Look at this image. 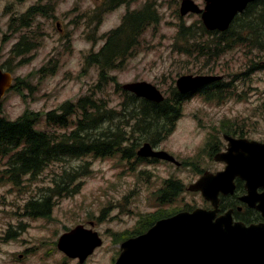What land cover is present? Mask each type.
Here are the masks:
<instances>
[{
  "label": "rangeland",
  "instance_id": "374dc122",
  "mask_svg": "<svg viewBox=\"0 0 264 264\" xmlns=\"http://www.w3.org/2000/svg\"><path fill=\"white\" fill-rule=\"evenodd\" d=\"M184 1L0 0V65L12 74L13 86L23 81L22 93L12 88L0 100L9 120H17L27 110L43 116L52 111L61 113L65 103H77L85 96L102 99L109 109H118L124 95L115 84L122 89L126 84L147 82L167 98L177 89V81L186 75L221 76V82L230 84L219 99L196 93L187 99L172 133L154 147L174 156L180 166L159 160L140 162L138 157L123 160L119 156H89L79 161L51 163L42 174L14 184L3 173L8 166L4 167L5 160L1 161L0 264H60L65 255L54 246L61 236L78 226L98 232L104 240V247L88 264H115L120 245L126 241L118 236L147 231L149 226H142L143 218L158 211H167L165 216L170 217L179 209L210 208L200 193L189 192L188 188L205 172L225 169V164L214 159L227 147L225 134L235 132L264 139V69L246 74L252 60L264 57H259L256 50L246 55L242 44L215 61L186 51L193 40L205 42L209 37L206 34L188 40L180 36L183 26L194 30L204 26L201 15H181ZM192 1L201 9L206 6L205 0ZM35 6L41 7V12L33 19V28L27 30L21 20ZM146 8L159 16V22L146 27L122 67L107 74L108 83L98 90L101 69L88 64V58L102 49L106 36L119 28L129 14ZM20 16L15 36L9 35L10 20ZM24 40L31 48L25 56L16 57L11 50ZM44 120L45 117L38 128L47 131ZM52 130L60 136L66 133ZM137 138L136 154L148 143ZM86 163L87 175L70 184L71 189L81 184L80 188L63 197L56 195L49 218H34L28 208L32 201L40 200L64 169ZM168 182H179L184 189L172 202L161 199ZM35 247L39 249L34 250ZM45 250L52 255L40 260ZM66 264L77 263L68 259Z\"/></svg>",
  "mask_w": 264,
  "mask_h": 264
},
{
  "label": "trees",
  "instance_id": "16d2710c",
  "mask_svg": "<svg viewBox=\"0 0 264 264\" xmlns=\"http://www.w3.org/2000/svg\"><path fill=\"white\" fill-rule=\"evenodd\" d=\"M117 1L113 0V2ZM39 12H41L39 6L30 9L28 15L21 20L22 26L32 28L33 19L39 15ZM158 22L159 16L146 8L142 12L129 14L119 28L106 36V44L87 60L88 64L96 65L101 69L99 86H96L98 90L101 89L100 85L108 83L107 74L122 67L127 56L131 55L133 48L139 44V38L146 27L150 23ZM11 30L13 33L17 32L15 23L11 24ZM206 34L209 37L207 41L193 40L191 44L193 49L185 50L197 52L215 61L224 53L236 48V45L242 44L246 48V55L251 54V50H256L260 54H258L259 57H264V0L250 4L224 33L210 32L204 26L198 30L183 26L180 32V36L185 37L184 39H194ZM30 48L31 45L24 40V43L14 47L12 53L20 57ZM263 60H252L246 74L264 69ZM22 84L23 81L19 80L14 85L13 91L22 93L20 87ZM115 86L124 95V100L118 109H109L102 99L85 96L77 103H65L61 107V113L52 111L43 116L41 113L27 110L17 120L12 121L5 117L0 104V162L5 160L3 166H8V169L3 171L8 175V181L19 184L23 177L29 174H41L50 167L51 163L69 159L79 161L89 156L99 159L116 156L123 160L135 159L138 157L136 147L139 145L137 142L139 139L137 137H141V140L154 147L158 146L172 133L176 121L182 115L183 103L192 96L181 95L174 88L170 98L166 97L164 102L157 104L123 91L119 85L115 84ZM229 86V83L219 81L203 86L196 94L219 99ZM43 117H45L47 131L38 128ZM54 128L66 133L57 135L52 130ZM145 160L148 159L137 158L140 162ZM88 166L89 163H86L77 168L64 169L61 175H58L59 179L47 189V193L40 200L32 201L28 207L31 209V214L35 217H49L55 205L52 199L56 195L63 197L69 193H75L81 184L75 189H71L70 184L76 178L83 179L88 173ZM18 177L22 178L18 179ZM166 187L161 191L163 193L161 199H166L168 202L176 200L184 190L179 182H168ZM231 202L228 204L226 200H222L221 208L226 211L229 208L236 209L240 205L235 197ZM159 203H161L160 200ZM188 210L192 209L188 207ZM250 212L247 215H236L237 217H261L253 210ZM165 214L167 211H158L149 215L147 219L143 218L142 226L144 223H147L146 228L153 226L159 219L166 217ZM123 239H126V236L123 235Z\"/></svg>",
  "mask_w": 264,
  "mask_h": 264
},
{
  "label": "water",
  "instance_id": "95a60500",
  "mask_svg": "<svg viewBox=\"0 0 264 264\" xmlns=\"http://www.w3.org/2000/svg\"><path fill=\"white\" fill-rule=\"evenodd\" d=\"M258 0H205L201 9L194 1L182 3L181 15H201L208 31L224 33L235 18ZM221 76H182L177 81L181 95L196 93L203 86L222 81ZM13 76L0 68V100L13 88ZM124 91L154 103L165 101V95L154 85L136 82L122 86ZM227 151L215 161L225 163L218 173L205 172L188 188L200 193L211 209L196 208L161 219L147 233L122 243L115 264H264V223L247 226L234 222V210L221 214V197L232 196L235 181L246 183L247 193L241 201L264 217V143L225 137ZM139 158L157 159L180 166L176 158L156 150L150 143L137 152ZM262 189L263 192H259ZM103 245L98 233L78 226L61 236L59 249L72 258L83 260Z\"/></svg>",
  "mask_w": 264,
  "mask_h": 264
},
{
  "label": "flooded vegetation",
  "instance_id": "af4514ba",
  "mask_svg": "<svg viewBox=\"0 0 264 264\" xmlns=\"http://www.w3.org/2000/svg\"><path fill=\"white\" fill-rule=\"evenodd\" d=\"M35 7H37V6H35ZM35 7H32V8H35ZM31 8V9H32ZM20 18H21V16L19 17V18H16V17H14V18H12L11 20H10V22H9V25H8V28L9 27H11V24L12 23H15L16 25H17V28H18V25H19V20H20ZM27 28V27H26ZM29 28H31L30 26L27 28V30L29 29ZM33 28V27H32ZM31 28V29H32ZM9 30H10V33H9V35H12V36H15V34H16V32L15 33H13V30H11L10 28H9ZM17 31V30H16ZM14 49V48H13ZM13 49L11 50V53H12V51H13ZM13 54V53H12ZM26 54H23L22 56H25ZM21 56V57H22ZM0 68L4 71V72H8V73H10L9 71H8V69L5 67V66H3V65H0ZM253 72V71H252ZM251 71L249 72V74H251L252 73ZM204 76V75H203ZM205 76H212V75H205ZM219 82V81H218ZM214 83H216V82H214ZM16 84V83H15ZM212 84V83H211ZM14 87V86H13ZM13 90V89H12ZM8 93V92H7ZM231 134L232 135H228V134H225L224 135V140H225V137L226 136H228V137H232V138H235V139H244V140H249V141H256V142H259V143H264V139H252V138H249L250 136L249 135H246V136H244V135H242V134H239V133H235V132H231ZM226 141V140H225ZM227 142V141H226ZM227 147H228V142H227ZM227 147L225 148V151L227 150ZM218 149V148H217ZM221 149V148H220ZM222 150V149H221ZM220 150V151H221ZM219 151V150H218ZM225 151H223V152H219V153H224ZM218 154V153H217ZM148 161L149 162H156V161H158V160H155V159H148ZM42 174V173H41ZM38 175H40V174H38ZM28 176H32V177H34V176H37V174H29V175H27V176H25L22 180H21V183L25 180V178L26 177H28ZM235 184H236V193H235V195H233V196H228V197H225V198H222V200H226L227 201V203L228 204H231L232 202V200L234 199V197L235 198H237V200H238V203L240 204V205H238L237 206V208L236 209H234V208H229L228 210H234V213H233V220H234V222H240V223H244V224H246L247 226H250V225H253V224H260V223H264V217H237V215L236 214H242V215H247V214H249V213H251L250 212V210H252V209H250L247 205H245L240 199H241V197H243L245 194H246V183L243 181V180H241V179H239V178H237L236 179V181H235ZM42 190H44V189H42ZM261 192L263 191V190H260ZM162 196H163V193H162ZM227 203H226V205H227ZM227 211V210H226ZM224 210L221 208V213L219 214V215H221V214H224ZM34 218H49V217H34ZM165 218H169V217H162L161 219H165ZM161 219H159V220H161ZM158 220V221H159ZM152 227V226H151ZM150 226L148 227V230L151 228ZM87 230H91V229H87ZM148 230L146 231H142L141 233H137V232H130V233H125L124 234V236H126V240H128V239H130V238H135V237H138V236H140V235H143V234H145V233H147L148 232ZM91 231H93V230H91ZM93 232H95V231H93ZM96 233H98V232H96ZM136 233V234H135ZM128 234H129V236H128ZM98 235H99V237L101 238V240H102V242H103V245L102 246H100V247H98V248H96L95 250H94V252L92 253V254H90L89 256H87V257H85L83 260H81L80 258H72V257H70V256H68L67 254H65L64 252H62L60 249H59V247H58V243H57V245H55L54 246V248H57V250H58V253H59V251L60 252H62V253H60V254H62L63 256H64V258L63 259H61V262H59L60 264H66L67 263V260L68 259H72L73 261H75L77 264H88V262L91 260V258H93V257H95L96 255H97V253H98V251L99 250H101L103 247H104V240L102 239V237H101V235L98 233ZM118 238H119V240H122L123 239V236L121 237L120 235L118 236ZM120 244H121V241H120ZM31 249V248H30ZM36 249H39V247H35L34 248V250H36ZM41 253V252H40ZM120 254H121V245H120V252H119ZM50 255H52V253H51V251H46L45 250V253H41V257H40V260H45L48 256H50ZM40 256V255H39ZM58 264V263H57Z\"/></svg>",
  "mask_w": 264,
  "mask_h": 264
}]
</instances>
